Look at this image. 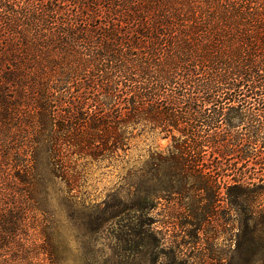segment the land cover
Here are the masks:
<instances>
[{"label":"trees","instance_id":"16d2710c","mask_svg":"<svg viewBox=\"0 0 264 264\" xmlns=\"http://www.w3.org/2000/svg\"><path fill=\"white\" fill-rule=\"evenodd\" d=\"M135 131L170 137L127 168L135 212L199 182V229L218 182H264V0H0V264H59L70 157Z\"/></svg>","mask_w":264,"mask_h":264},{"label":"rangeland","instance_id":"374dc122","mask_svg":"<svg viewBox=\"0 0 264 264\" xmlns=\"http://www.w3.org/2000/svg\"><path fill=\"white\" fill-rule=\"evenodd\" d=\"M134 133L126 152L70 157L80 202L72 215L54 219L59 264H264V182H248L245 192L234 182H218L214 208L199 229L186 211L199 182H184L190 188L181 197L160 193L153 208L135 212L125 195L127 168L148 149L165 150L170 137Z\"/></svg>","mask_w":264,"mask_h":264}]
</instances>
